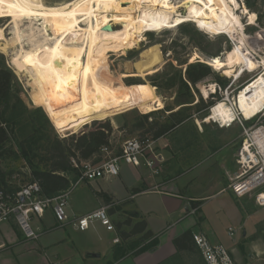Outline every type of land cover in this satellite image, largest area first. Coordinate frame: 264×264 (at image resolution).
<instances>
[{
    "label": "rangeland",
    "instance_id": "rangeland-1",
    "mask_svg": "<svg viewBox=\"0 0 264 264\" xmlns=\"http://www.w3.org/2000/svg\"><path fill=\"white\" fill-rule=\"evenodd\" d=\"M65 1L67 0H43L48 5ZM247 1L251 3L250 7L245 4L246 0H239L236 11L242 12L246 7L247 12L252 15L254 23L251 25L248 24L247 16L241 17L245 33L244 47L249 56L258 61L260 66L251 72L245 71L240 77L237 75L238 78L226 76L220 69L210 66L212 73L197 83V91L191 88V96L185 90L182 95L176 96L178 79L180 75L184 77L186 65L201 61L203 57L222 58L235 44L234 39L228 34L209 35L191 21H184L180 25L177 24L162 31H146L142 34L141 41L134 47L121 52H109L107 64L110 76L114 79L111 81L115 84L107 83L97 86L83 98H80V94L74 90L61 89L35 103L31 97L34 87L30 85L29 77L25 72H16L10 64V55L0 51V67H5L12 72L11 89L13 96H17L10 101L8 114L11 113L15 119L7 121L9 123L8 140L0 149V171L4 174V178L10 181L14 189L18 188L31 180L33 167H45L54 141L64 138L67 139L65 143H68L72 134L77 136L83 131L97 128L100 123L109 121L113 127L110 135V152L108 154L101 152L100 160L118 152L127 139L149 137L153 140V153L156 156L154 167L157 171L153 173L149 168L153 175L176 177L184 173V175H191L186 183L187 186L198 184L200 188L205 189L208 188V183L214 182V178L218 177L227 187L228 171L231 172L236 167L231 154L242 139L243 126H250L257 122L264 124V109L249 121L237 114L236 119L231 124L227 123L228 125L220 123L210 115L211 106L223 99L225 93H228L232 101L238 92L264 69V0ZM178 12L183 13L180 9ZM7 22L8 18H0V29L3 30L5 38H9L7 33L10 31L9 28H5ZM10 46L15 47L16 50L19 49L18 45L10 44ZM12 50L14 51L11 48ZM203 63L207 64L205 61ZM155 69L157 70L147 73ZM172 76L174 86L171 88L150 83L155 81L163 85L168 83ZM118 80L121 82L116 84ZM210 84H214V90L205 96L202 90L204 87L207 89ZM134 93L138 97H134ZM111 98L114 99L120 113L101 120H91L87 124L70 126L64 130L56 128L57 119L55 120L54 116L79 109L77 113L70 115L61 123L64 124L67 121L68 124L71 119L94 118L103 114V108H110ZM209 100L213 103L205 109L201 102L207 103ZM65 102H70L71 105L62 107ZM145 107L147 109L144 111L152 109V112H148L147 119L141 118L142 114H146L143 112ZM178 109L180 114L177 118L184 120L175 123V118H172L169 113ZM6 117L9 119L8 115ZM144 121L146 126L141 127L139 123ZM163 123L173 126L166 135L154 139L153 132ZM148 126L151 127L149 131L146 130ZM30 135H32L31 140L25 141ZM23 142L29 150L27 157H23L20 152V145H23ZM148 156L153 158L152 154ZM226 157L228 162L223 165L222 161ZM94 159L97 158L91 160L94 162ZM125 165L127 164L121 165L120 171H123ZM194 173L199 175L197 183L192 178ZM117 176L108 177L110 181L106 178H97L90 181L82 180L78 183L71 176L72 190L68 197L69 205L74 209L89 206L95 195L94 188L115 190L120 187V183L116 180ZM229 197L226 191L211 199L204 207L209 222L202 221L201 226L207 235H212L215 229L219 231L221 227L226 228L227 224H231L236 229L235 238L241 239L242 230L238 228L237 223L229 222L224 225L221 223L219 215L222 210L229 215L236 210L238 203H241L240 200ZM199 203V201L191 203L190 208L194 209ZM46 211H50L53 215L51 207ZM182 213L184 214V211L181 210L180 214ZM36 239L25 238L13 221L10 223V233H7L0 223V264H50L45 253L35 246ZM171 263L203 264V261L199 253L192 252L180 255ZM76 264H82V262ZM253 264H264V258L256 257Z\"/></svg>",
    "mask_w": 264,
    "mask_h": 264
},
{
    "label": "bare ground",
    "instance_id": "bare-ground-1",
    "mask_svg": "<svg viewBox=\"0 0 264 264\" xmlns=\"http://www.w3.org/2000/svg\"><path fill=\"white\" fill-rule=\"evenodd\" d=\"M238 1L67 0L48 5L43 0H0V18H8L5 28L10 29L9 38L0 29V51L10 55L16 72L29 77L35 103L61 89L74 90L83 98L97 86L115 84L107 64L109 52L134 47L146 31H162L191 21L204 33L228 34L234 39L224 57H203L201 61L226 76L240 77L260 65L245 51L241 17L247 16L249 25L254 20L246 7L236 11ZM106 25L111 30H104ZM213 90L214 84H210L202 93L207 96ZM224 96L210 108V115L222 124L232 123L237 114L249 119L261 112L264 69L232 101L228 93Z\"/></svg>",
    "mask_w": 264,
    "mask_h": 264
},
{
    "label": "crops",
    "instance_id": "crops-1",
    "mask_svg": "<svg viewBox=\"0 0 264 264\" xmlns=\"http://www.w3.org/2000/svg\"><path fill=\"white\" fill-rule=\"evenodd\" d=\"M64 105L71 104L65 102L62 107ZM103 109L101 115L80 120L71 119L68 124L67 121L64 124L61 122L77 113L79 109L67 111L61 115L57 114L58 116L53 118L57 119L56 128L64 130L70 126H77L80 123L116 114L108 107ZM146 109V107L143 108V112L148 113L152 110L150 108L148 111H144ZM235 151L236 149L231 154L233 157ZM222 162L225 165L228 162L227 157ZM234 171L235 169H232L231 172L228 171V176L230 177ZM193 175L192 178L197 183L199 175L195 173ZM189 176L191 175H184V173L176 177L156 176L143 163L139 166L125 165L123 171H120L116 178L120 183V187L117 189L94 188L93 201L82 209H74L68 202V216L65 223H57L50 211H46L43 217L33 218L32 225L35 230L39 231L35 246L56 264H76L80 261L82 264H163L176 253L173 244V239L176 236L189 229L192 232L198 230L205 232L201 224L202 221L209 222L208 215L204 211L207 202L226 191L229 193V198L236 199L218 177L214 178V182L208 183V188L205 189L200 188L198 184L187 186L186 183L191 178ZM108 180L110 181V178ZM213 187H215L214 190H212ZM134 188L137 190L133 191ZM236 200H240L241 203H238L234 212L227 215L222 210L219 216L222 225L229 222L237 223L238 228L242 230L241 239L235 238V234L233 237L229 236L227 229L233 227L231 224H227L226 228L225 226L221 227L219 231H215V229L212 235H207L206 232L205 234L211 242L225 245L231 251L237 264H253L256 257L264 258V206H257L252 195ZM195 201L200 203L194 209L190 208L192 207L191 203L193 204ZM100 206L108 207L114 230H107L98 221L93 222L88 229L83 231L73 226L72 222L76 217L87 214ZM181 210L184 211V214H180ZM130 213H137L138 216L130 215ZM128 216L131 219V224L143 218L147 229L154 234L153 237L146 239L141 244L150 243L152 239H156L157 243L152 249L136 255L130 250L123 256H116V249L140 236V234H135L127 240L120 238L116 222H122ZM11 222L12 220L2 223V227L7 233H10ZM131 224H122L121 228L128 230ZM52 234L55 235L52 236ZM114 238H118L119 241L114 242ZM137 248L138 246L135 247V249ZM182 254L187 253L182 252Z\"/></svg>",
    "mask_w": 264,
    "mask_h": 264
},
{
    "label": "built area",
    "instance_id": "built-area-1",
    "mask_svg": "<svg viewBox=\"0 0 264 264\" xmlns=\"http://www.w3.org/2000/svg\"><path fill=\"white\" fill-rule=\"evenodd\" d=\"M256 115L245 120L249 121ZM0 126L7 128L6 123L1 119ZM101 152L108 154L110 147H102ZM153 152V140L149 137L127 139L120 150L108 158L99 162L80 161V174L76 183L82 180L90 181L117 176L122 164L139 166L143 163L155 173L157 171L154 167L156 156ZM148 154H152L153 158ZM234 161L236 167L228 179L227 189L236 199L252 195L257 206H264V124L262 122L243 126L242 139L236 148ZM71 190L70 185L58 195L48 198L41 194V187L36 180L20 185L14 190H7L0 182V223L12 220L25 238L36 239L39 231L32 225L33 218L43 217L46 210L51 207L56 221L65 223ZM95 221L100 222L107 230H114L107 206H100L76 217L72 224L76 229L83 231ZM227 231L231 237L236 232L233 227H228ZM113 241L118 242L119 239L114 238ZM192 241L204 264H237L231 251L222 243L211 242L205 232L201 230L192 232ZM50 264L56 263L50 261Z\"/></svg>",
    "mask_w": 264,
    "mask_h": 264
},
{
    "label": "trees",
    "instance_id": "trees-1",
    "mask_svg": "<svg viewBox=\"0 0 264 264\" xmlns=\"http://www.w3.org/2000/svg\"><path fill=\"white\" fill-rule=\"evenodd\" d=\"M245 4L247 5V7L251 6V3H249V1L247 0ZM211 73L212 71L210 66L201 61L191 62L187 64L184 77L180 75L178 79L176 96L182 95L183 90H185L186 93L191 96V88L193 87L197 91V83L202 81L206 76L210 75ZM12 77L13 74L9 69L5 67H0V119L1 121L5 122L6 126L8 127L9 123L7 121L10 122L15 119L13 118L14 116H12L11 113L10 115L8 114V110L10 109V101L17 98L16 95L13 96L11 89ZM150 83L163 88H171L174 86V79L172 76L170 81L168 83H164L163 85L156 83L155 81H151ZM133 96L138 97V95H136L135 93L133 94ZM113 100V98L110 99L109 107L111 111L118 114L120 113V109L118 108V106L115 105ZM201 103L204 104L205 109H208V107L212 105L213 101L209 100L207 101V103ZM148 114L149 113L142 114L141 118L147 119ZM179 114V109L169 113L172 118H175V123H180L184 120L183 118H177ZM6 115L9 116V119H7ZM88 122H86V124ZM139 125L141 127H145V121L144 123L140 122ZM149 125L151 126V124ZM150 126L146 128L147 131L151 130ZM172 126L173 125L167 123L159 125L153 132V138L157 139L166 135L172 128ZM112 130L113 127L109 123V121H105L103 123H100V125L95 129L86 132L83 131L77 136L72 134L69 138L70 141L68 143H65L67 139H57L52 145L53 147L51 148L50 156L46 159L45 167L32 168V178L30 181H38L41 187V194L48 198H52L61 193L62 191L68 189L72 183L71 176L75 181L79 177L80 161L91 160L93 158H97L94 159V162L100 160L101 148L104 146H109L110 135ZM30 138H32V135H30L25 141H30ZM7 140L8 129H5L4 127L0 126V149ZM22 144L23 145H20V152L23 157H27L29 150L24 145V142ZM29 144L31 145V142H29ZM30 145L28 147H30ZM73 160L75 163H73ZM0 182L7 190H14L10 181L4 178V174L1 171ZM136 190L137 188L133 189V191ZM130 215H134L136 217L138 216L137 213H130ZM122 224H131V219L129 218V216L126 217L122 222H116V229L122 240H127L129 237H132L135 234H140V236L137 239L131 240L130 242L126 243V245L123 244L122 247L116 249V256H123L130 250H132V253L136 255L148 249H152L156 245V239H152L150 243L141 244L143 241L153 237L154 235L151 230L147 229V224L143 218L131 224V227L128 230H123L121 228ZM173 244L175 245L176 253L173 254L169 259H167L163 264H172L171 262H173V260L175 259L177 260L182 252L199 253L198 249L192 241V231L190 229L176 236L173 239ZM136 246H138L137 249H135Z\"/></svg>",
    "mask_w": 264,
    "mask_h": 264
},
{
    "label": "water",
    "instance_id": "water-1",
    "mask_svg": "<svg viewBox=\"0 0 264 264\" xmlns=\"http://www.w3.org/2000/svg\"><path fill=\"white\" fill-rule=\"evenodd\" d=\"M103 28H104V30H111V26L110 25H106Z\"/></svg>",
    "mask_w": 264,
    "mask_h": 264
}]
</instances>
